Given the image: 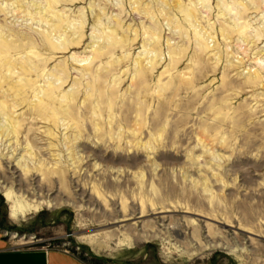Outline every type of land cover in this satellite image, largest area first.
Masks as SVG:
<instances>
[{
  "label": "rangeland",
  "instance_id": "374dc122",
  "mask_svg": "<svg viewBox=\"0 0 264 264\" xmlns=\"http://www.w3.org/2000/svg\"><path fill=\"white\" fill-rule=\"evenodd\" d=\"M48 1L21 0L18 13L16 0H0V35L22 43L10 56L0 55V65L7 63L0 96L31 83L18 101L9 98L22 102L12 110L14 118L26 119L22 132L0 135V232L11 248L60 251L87 264H264V81L241 84L258 68L256 58H264V8L255 7L264 0H244L250 7L246 13L242 0H195L211 11L199 20L208 33L215 31L207 35L219 43L204 52L183 13L172 9L179 30L165 10L161 13L163 7L170 11L162 0L62 2L54 11L64 17L67 32L51 39L44 34L58 19L45 10ZM165 1L172 5L173 0ZM152 16L160 32L157 56L144 34L154 25ZM225 21L245 24L247 34L225 39L220 33ZM112 27L123 42L95 60V76L88 75L72 54L89 59L90 43L104 44ZM78 30L85 34L83 44L60 53L65 34ZM171 45L185 52L176 69ZM196 52L202 69L192 61ZM31 55L42 69L21 78L20 63ZM151 56L154 68L148 64ZM138 60L149 69L136 94L131 84ZM11 66L17 73H10ZM226 66L231 78L239 79L227 89ZM62 67L68 69L67 82L50 100L62 112L54 123L31 108ZM102 73L107 75L100 80ZM74 90L79 123L63 116L70 102L62 98ZM139 110L143 124L137 128ZM48 114L54 111L49 108Z\"/></svg>",
  "mask_w": 264,
  "mask_h": 264
},
{
  "label": "bare ground",
  "instance_id": "6f19581e",
  "mask_svg": "<svg viewBox=\"0 0 264 264\" xmlns=\"http://www.w3.org/2000/svg\"><path fill=\"white\" fill-rule=\"evenodd\" d=\"M68 1H73V0H50L48 1V9H45L47 7H45L44 9L48 11L49 15H52L54 17H56L58 19L57 23H53L51 24V27L54 28L53 31L49 34H44L45 35V38H49L51 39L52 36L56 35L57 33H64V32H67V30H64V17L59 15L57 10L54 11L56 8H57V5H59L60 3L62 2H68ZM77 1V0H76ZM137 3H138V0H135ZM195 0H190V2H194ZM162 2L166 5H168L170 7V11H168L167 9H165L164 7L161 9V13L165 10L166 13H167V18L172 22L173 25H175V28L176 29H181L182 26H181V23H180V19L176 20L177 18V15L174 14V18L172 16V9L173 10H178L180 13H183L181 15L184 16V19L191 25V27H193L194 29V32L196 33V37L198 39L201 38V41L197 40L198 41V46H199V50L198 51H206L207 49L209 48H212V47H215L217 45H219V43L217 41H215L214 39H210L209 36L207 34H214L215 31L211 32V33H208V30L205 29V27L203 25H201V21L199 20V18H203L205 19L207 16L209 17L210 16V10L208 9V7L203 6L201 7L200 5H198L199 3H196L194 2L193 3V6H186L185 4H183L181 2V0H173L172 2V5L169 4L167 1L165 0H162ZM257 2V1H256ZM16 3H17V6H15L13 8V10L15 12H18L20 13L21 9L23 8V4L21 3V0H16ZM15 3V4H16ZM190 3V4H191ZM203 4V2H201ZM254 3V2H253ZM258 4L255 5V7L259 10V7H262L264 8V1L262 2L263 4L261 5L260 2H257ZM14 4V5H15ZM136 5V4H135ZM192 5V4H191ZM151 6V5H150ZM242 6L245 7L244 9V13H246L250 7L248 6L247 3L244 2V0H242ZM137 7V6H136ZM39 9V8H38ZM43 9V10H44ZM150 10L153 9V7H149ZM203 9H206V11H204ZM255 9V8H254ZM102 10V9H101ZM135 10H139L138 9H135ZM230 10V9H229ZM228 10V11H229ZM169 14V15H168ZM222 14H225V12L222 10ZM38 15L40 16L41 20H43L44 22L46 21L47 23H50L51 20H49L47 17H45L44 14H42V11H38ZM171 16V18H170ZM100 17V16H98ZM225 17V16H224ZM101 19V17H100ZM175 19V20H174ZM118 20V19H117ZM174 20V22H173ZM194 20H196L195 22H193ZM74 21V20H72ZM102 21V20H101ZM152 23L154 21H156V18H154V16H152ZM200 21V22H199ZM67 22V21H66ZM120 23V20L118 21ZM70 23V22H69ZM83 23V22H82ZM115 23V22H114ZM197 23V24H196ZM80 24V23H79ZM154 25H150L148 26L145 31H144V34H147L146 36V39H147V43L146 45L150 48L149 51L150 53H154L155 56H157V53L159 52V49L157 48V45L159 46L158 44V35L160 34L159 32V28H158V25H155V23H153ZM156 24L157 21H156ZM170 24V23H169ZM67 26V25H66ZM71 26V25H70ZM81 26V25H80ZM171 26V25H170ZM245 24L243 25H240L239 23L237 24V22L233 21L232 24L231 22L229 21H225L221 24L220 26V33L221 35L225 38V39H229L231 40L233 37H234V34L236 33H243V34H247L245 33V29L244 27ZM78 27V26H77ZM83 27V26H82ZM113 27H115L113 25ZM112 27V29H113ZM118 27V26H117ZM68 28V27H67ZM70 28V27H69ZM85 28V27H84ZM110 28V27H109ZM144 28V27H143ZM213 28V27H211ZM72 29V28H71ZM214 29V28H213ZM82 30V29H81ZM120 30V29H119ZM130 30V29H129ZM83 31V30H82ZM82 31H79V33H76V32H73L72 34L70 33H67L65 34L66 35V44L64 42L63 44V49L61 51H59L57 49V47H53V50H58L60 53H66L67 51L69 52V50L73 49L75 50L76 48L80 47L82 44H83V40H84V35L83 33H81ZM85 31V30H84ZM107 31V30H106ZM48 32V31H47ZM118 28L117 29H113L111 31V33L107 34L105 36L103 35H100L102 36L103 38H107V41L104 42V44H101L99 46H96L92 43H90L89 47L91 46L90 49L93 50V54L92 56L88 59V56L86 57H83V55H79L77 53H73L72 57H73V60L77 63L80 64L81 68L88 74V75H94L95 74V65L97 64L95 62L96 61H100L102 60L103 57H105L106 55H108L109 53V50L111 51V49H113V46L115 45H118L119 42L122 40L121 37L119 38L118 36ZM136 32V35L134 36L135 38L132 39V42H135L139 32L137 31V29L135 30ZM54 34V35H53ZM70 34V35H69ZM261 33L258 34V38L257 39H260V35ZM64 34H62V37H63ZM99 35V34H98ZM59 36V35H58ZM263 36V35H262ZM245 37V36H244ZM256 37V36H255ZM93 40V39H92ZM105 40V39H103ZM119 40V41H118ZM131 39H129V37H127V40L126 41H129ZM212 40V41H211ZM254 40V39H253ZM211 41V42H210ZM252 41V40H251ZM260 41V40H259ZM63 42V40H62ZM100 42V41H99ZM123 42V40L121 41ZM231 42V41H230ZM253 42V41H252ZM254 43V42H253ZM34 44V43H33ZM170 44V43H169ZM254 44H257V43H254ZM22 43H20L19 41H13V40H8L7 37H5L2 33L0 35V55L1 56H4L7 55V56H10L12 51H19L20 49H22ZM145 45V44H144ZM145 45V46H146ZM144 46V47H145ZM175 46V45H174ZM179 47V46H178ZM32 48V47H31ZM116 48V47H115ZM118 48V46H117ZM116 48V49H117ZM241 48V47H240ZM242 49V48H241ZM169 55H170V59H171V66H173L172 68H175L179 65V63L181 62V58H182V55L185 54V52H183V50L181 49V47L179 48H174L172 47V45L169 47ZM89 53V52H88ZM197 53V52H196ZM261 53H259L260 55ZM258 55V56H259ZM6 56V57H7ZM36 57L33 55H31L30 57H25L23 58V61L20 63L21 64V68H20V72H19V75L21 78L24 77V75H30L31 72H33L34 70H37V69H42L40 68L41 65H40V60H36L34 62L33 59H35ZM192 58V57H191ZM220 58V57H219ZM219 58H218V62L220 63L219 61ZM37 59V58H36ZM201 57V54L197 53L193 56L192 58V61L195 63V65H197L198 69H202V61L203 59ZM90 60V62H88ZM16 61V60H15ZM148 64L150 65V67L154 68L156 65L155 63V57L154 56H151L148 60ZM256 65L258 66V68H255L252 72H248L246 73L247 75L241 80V84L243 85H247V86H257L258 84H261L263 83L264 81V58L262 57H257L256 58ZM217 62V61H216ZM217 62V64H218ZM48 62H46L47 64ZM96 63V64H95ZM191 63V61H190ZM45 64V63H44ZM137 64H138V68L134 71L133 73V79H132V87L134 90V93L138 94V92H140V89L142 87H144L145 85L143 84V81L145 79V75L147 74L146 72H148L147 70L149 69L146 65H143L142 61L138 60L137 61ZM193 64V63H192ZM204 64V63H203ZM216 64V65H217ZM4 65H7V63H3V65L1 64L0 65V88L3 90V85L5 84V82H7V77H5L3 74H2V68ZM13 66H16V65H13ZM13 66H11V70H10V73L13 74V73H17V67L14 68ZM232 66V65H231ZM256 66V67H257ZM61 67V66H60ZM227 68L223 71V82H222V85L223 87H225L227 89V87H229L230 85L234 84L236 81L238 80H234L233 78H231V75H230V72L227 71L229 69V66H226ZM233 67V66H232ZM46 68V67H45ZM112 69V68H111ZM151 69V68H150ZM176 69V68H175ZM194 69V68H193ZM231 69V68H230ZM229 69V70H230ZM62 70H63V73L62 74H59L58 72L57 73H52V76L55 78V79H48V84L47 86L43 89V92H42V96L39 95V101H35L34 105L32 106L31 110L34 111V115H36V117L38 118H41V119H46V120H52L54 121V123L56 122L57 118L62 115V112L59 111L58 109H56L55 107H53L55 103L51 102L50 100H52V98L55 97V93L57 92V90L59 89H62L65 84H66V80H65V76L64 75H67L68 73V69L67 67H62ZM100 70V69H99ZM195 71V70H194ZM197 72V71H196ZM107 73V72H106ZM104 73H102V75L100 74L99 75V79L101 80L102 78H106V75H103ZM196 73H194L195 75ZM198 74V73H197ZM98 75V74H97ZM192 75V74H191ZM64 76V77H63ZM95 76V75H94ZM147 77V76H146ZM20 78V79H21ZM192 78V77H191ZM239 78V77H238ZM67 79V78H66ZM23 80V79H21ZM76 80V79H75ZM91 80V79H90ZM80 81V79L76 80L74 82V84H78V82ZM97 81V80H96ZM95 81V82H96ZM26 83L28 82H31V80H28V81H25ZM57 82V83H56ZM103 82V81H102ZM31 84V83H30ZM30 84H26V85H23L22 86H19V90H16L14 91V88L13 86L10 88V89H7L4 91V93L0 96V113H1V118H0V135H4L6 133H10L12 132L13 135L15 136H18L22 131H21V128H22V124H24L25 122V118H22L20 119L19 117L17 118H14L15 116L12 114L14 113V109H17L18 106H21V103H18V97L25 93L24 89L25 87L27 88V85H30ZM103 84V83H102ZM143 84V86H142ZM32 86V85H31ZM89 86V85H88ZM235 86V84H234ZM29 87V86H28ZM91 88V86H89ZM93 87V85H92ZM105 87V86H104ZM115 87V86H114ZM243 87V86H242ZM111 88V87H109ZM16 89H18V87H16ZM115 89V88H114ZM225 89V90H226ZM72 90V89H71ZM11 91H13L11 93ZM99 91H100V94L102 93V86L100 85V88H99ZM117 91V89H116ZM79 92V91H78ZM7 93V95H6ZM58 93V92H57ZM76 90H74V92H72V96H68V95H64L62 100L63 102H66V101H69L70 104L68 105L67 109H66V112L63 113V116L66 115L67 117L71 118L72 120H76L77 117V109L74 110L75 108L73 106H75V103L77 101V95H76ZM105 94V93H104ZM116 94V93H115ZM90 95V94H89ZM14 97L15 100L17 99V101H12L13 99H11L10 101V97ZM24 96V95H23ZM45 96V97H44ZM103 95H101L102 97ZM136 96V95H135ZM37 98H38V95H37ZM103 98V97H102ZM137 98V96H136ZM89 99V98H88ZM87 99V100H88ZM107 99V98H106ZM105 99V101H106ZM54 100V99H53ZM133 100V98H132ZM20 101H21V97H20ZM55 102V101H54ZM135 102V101H134ZM53 103V104H52ZM58 103V102H57ZM56 103V104H57ZM88 103V102H87ZM138 103V101H137ZM140 103V102H139ZM77 105V104H76ZM89 105V104H88ZM130 105V103L128 104ZM132 105V104H131ZM134 105V104H133ZM64 106V105H63ZM62 106V107H63ZM31 107V106H30ZM88 107V106H87ZM125 107H127L125 105ZM136 107V106H135ZM5 108H8L11 110V114L9 113H6L5 112ZM49 108L52 109V111H54V114L50 115L48 114V110ZM77 108V107H76ZM89 108V107H88ZM128 108V107H127ZM141 108V107H140ZM60 109V108H59ZM128 110V109H127ZM137 110V109H136ZM131 109L129 110V113H130ZM135 111V110H134ZM87 112H88V109H87ZM128 112V111H127ZM132 112V111H131ZM128 114V113H127ZM126 114V115H127ZM136 114V113H135ZM144 114V113H143ZM25 115V114H23ZM125 115V116H126ZM132 116V114H130ZM130 116V118H131ZM138 116H140V119L137 120V128L138 127H141V125L143 124V120H142V110H139L138 111ZM124 117V116H123ZM122 117V119H123ZM128 117V116H127ZM127 117H124L125 119H129L132 121V119L130 118H127ZM133 117V116H132ZM62 118V117H61ZM66 118V117H64ZM59 119V118H58ZM126 120V121H127ZM128 120V121H129ZM113 121V120H112ZM124 121V119H123ZM125 121V122H126ZM127 121V122H128ZM76 122H78L76 120ZM80 122V121H79ZM78 122V123H79ZM126 122V123H127ZM58 123V121H57ZM131 124V122H128V124ZM124 124V123H123ZM126 124V125H128ZM135 124V122L133 123V125ZM81 125V124H80ZM56 126V125H55ZM129 126V125H128ZM128 128V127H127ZM136 128V129H137ZM79 129V128H78ZM134 130V129H133ZM132 130V131H133ZM138 130V129H137ZM21 131V132H20ZM81 131V130H80ZM134 132V131H133ZM136 132V131H135ZM132 133V132H131ZM120 135V134H119ZM25 152L29 155V156H33L32 155V152L31 150H25ZM22 158V157H21ZM24 158V157H23ZM61 172V175H62V179L65 178L64 174V170L63 171H60ZM125 203V202H124ZM125 205V204H124Z\"/></svg>",
  "mask_w": 264,
  "mask_h": 264
},
{
  "label": "crops",
  "instance_id": "0c3cea01",
  "mask_svg": "<svg viewBox=\"0 0 264 264\" xmlns=\"http://www.w3.org/2000/svg\"><path fill=\"white\" fill-rule=\"evenodd\" d=\"M0 264H87L75 256L41 248L14 249L0 232Z\"/></svg>",
  "mask_w": 264,
  "mask_h": 264
}]
</instances>
